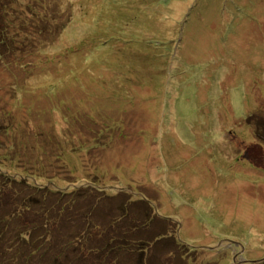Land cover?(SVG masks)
<instances>
[{"label": "rangeland", "instance_id": "rangeland-1", "mask_svg": "<svg viewBox=\"0 0 264 264\" xmlns=\"http://www.w3.org/2000/svg\"><path fill=\"white\" fill-rule=\"evenodd\" d=\"M42 2L64 23L52 39L49 17L45 48L15 34L8 54L12 32L0 35L8 141L28 137L31 162L79 186L96 174L151 201L179 223L189 264L264 259V124L247 122L264 120V0ZM28 3L41 4L18 0L8 20L34 21Z\"/></svg>", "mask_w": 264, "mask_h": 264}, {"label": "trees", "instance_id": "trees-1", "mask_svg": "<svg viewBox=\"0 0 264 264\" xmlns=\"http://www.w3.org/2000/svg\"><path fill=\"white\" fill-rule=\"evenodd\" d=\"M17 1L0 0V25L8 24L5 32L0 26V35L12 32L11 45L5 51L15 54L22 46L15 34L27 37L40 50L45 48L37 40L45 34L43 27L50 18L57 24L49 29L51 38H56L64 24L59 20L61 9L51 12L40 0L38 6L44 11L37 14L38 6L28 3L33 11L28 16L34 21L12 22L9 11H17ZM16 16L20 14L13 19ZM22 60L14 56L11 61L23 64ZM252 119L264 124L256 113L247 122ZM0 129L5 133L0 140V264H189L190 249L176 237L179 223L159 213L151 201L125 189L114 194L93 183L100 180L96 174L79 186L70 174L63 177L64 168H54L43 159L31 162L28 137L20 146L8 141L10 127ZM259 132L257 128V138ZM47 139L50 144L59 137ZM93 190L104 196H96ZM245 264H264V259Z\"/></svg>", "mask_w": 264, "mask_h": 264}]
</instances>
